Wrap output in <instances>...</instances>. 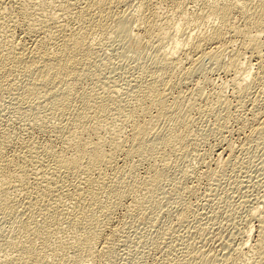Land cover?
Instances as JSON below:
<instances>
[{
	"label": "rangeland",
	"instance_id": "obj_1",
	"mask_svg": "<svg viewBox=\"0 0 264 264\" xmlns=\"http://www.w3.org/2000/svg\"><path fill=\"white\" fill-rule=\"evenodd\" d=\"M14 1V7L18 6L20 2L25 3L28 1V3H25L28 4L26 6L30 8V10L33 7L31 11L28 9L29 12L33 13H30L31 19H34L33 17L42 19L41 15H48V13H51L53 14L52 17L56 18L55 20L58 22L62 24L64 22V24L70 23V25L67 24V27H70L72 24V26H74L77 23L72 15L69 17L67 15L66 17L64 15L62 16L59 6L65 0H31L32 6L30 7V0ZM159 1L160 0H157L158 5H153L152 9V11L155 10L153 25H155L156 28L153 26L154 28L152 27L149 34L146 35L142 33L140 35L138 31L141 26L137 23V18L138 16L140 18L141 16L139 14L142 13L140 6L138 7V3L140 4L139 0H125L115 5L113 19L109 22L112 26L109 25L110 28H108V33L107 31L104 33L96 31L90 35L92 36L90 38L91 48L96 52L93 51L92 64L85 68L77 82L75 81L73 83V80H70V83L68 82L67 85L57 90L53 89L50 95L48 93L45 94V91L42 89H38L35 91L36 94L30 93L27 95L29 97H27L22 91L27 84V79H24L22 76L20 77L21 79L19 76H16V78H14L15 76L10 77V79L8 78L9 80L7 82H9V84L0 87V149L9 158L13 156L12 159H16L18 154L23 155L27 153L26 148L29 143L30 145L34 143L40 148L50 147L56 148V150L68 149L70 144H64V141L62 142V133L60 131L58 132L56 129L60 121H64L62 120V116L68 117L67 119L71 118V116H69L70 114H64L62 109L66 105L70 108L75 107L86 111L87 117L89 118L84 119L87 121L83 123L85 126H83L85 131L82 129L83 133L81 134L83 135L82 137H84L83 139H89V142L91 139L96 138L94 141H97V137L100 136L102 139L99 137L98 140L104 141L106 137V143H109L117 134V139L116 137L114 138L115 142L119 140V142H127L131 132L132 116H135L134 114L136 111V115H141L140 108H144L137 104L138 102L135 101V97H137L138 91L145 90V87H147L148 83L146 84L144 82H146V80L150 82V80H148L150 77L147 78L145 72H149V70L155 71V69H151L150 66L153 68V62L157 59L156 56H158V59L159 56L160 58L164 56L166 60L170 59L174 62L177 70L173 69L174 66L169 65L172 68L170 69L171 72L169 71L171 74L169 73L167 77H163L164 79L167 78L169 84L167 85L163 82V85H161L162 83L160 80L157 84V90L159 95L163 93L162 101L164 100L163 102L166 103L163 104L167 112L169 108L171 111L172 109L175 110V107L185 108L187 112L189 139L186 146L187 149L181 148V151L176 149L178 151L175 153H179L171 155V161L164 166L163 175L156 184L153 198L149 199V197H147L140 210L135 211V209L131 207L130 199H127L122 204L123 206H119L115 209V214H111L112 217L110 216L109 219H107L104 227L101 229V240L99 239V242L96 244V248L98 250L101 249V247L105 245H103V241L107 238L106 252H100V254L102 253L103 255L98 254L99 256L93 260L94 262H89V264H264V251L253 254L251 261H245L241 257V255H245L244 253H248L252 245L254 246L257 234L256 228L258 226V220L253 218L254 216H251V210H254L255 206L260 207L261 202L264 200V132L263 135L260 134V136H258L259 138L257 136L255 137V135L251 136V131L249 130L250 127H252V122L250 121V112L247 109L249 101L247 100L241 103L240 99L232 94L233 87L231 83L233 76L239 77L245 75V72L248 70L250 74L255 73L257 69V60L251 56V52H244L243 54L241 53L242 56L238 59L239 61L237 60L240 65H233L235 62L237 63L236 60L232 64V67L228 65L234 59L232 58L233 55H236L238 53L237 51L242 50V45L255 38L256 39L252 42H258L257 45L261 50H264V32L259 33L251 28L252 30H249L250 33L248 34V39L250 40H248L246 39L247 36H234L233 34L235 33L229 31L227 32L228 35L225 33V39L221 40L222 44L221 41L220 44H215L214 42L208 43L205 38L210 36L211 26L217 25V20L205 9V5L210 3L211 0H190L185 6L183 5V8H180L181 10H179V8H174L168 3H159ZM238 1L240 2L241 0ZM249 1L251 2V0H248L250 5L253 3L255 4V1L258 0H252V3ZM33 4H36L37 8ZM57 6L58 10L55 11ZM11 10L10 8L4 13L8 12L7 15L11 13V18H14V13L16 12ZM52 10L53 13L51 12ZM45 11L50 12L47 13ZM56 12H58V14H56ZM183 14H185V16ZM16 15L14 19H19L17 22L24 24V18L21 17L22 19H20L18 18L19 15ZM199 17L200 19H198ZM240 17V15L237 16L236 27L243 30V22H240L243 21V19ZM117 20H121L123 24L128 22L127 27L130 28V34H123L124 36H122L119 30L118 32L115 31L119 29L117 28L119 27ZM20 24L13 28L12 35L15 37H12L13 41L15 39L13 45L16 44L17 39L24 38L23 29L25 27L23 24L22 26ZM77 24L79 26V23ZM76 26L77 25L74 27ZM78 26L77 28H79ZM140 29H142V27ZM132 33L134 37L136 36L135 38H133ZM136 33H138V35ZM194 35L197 36V40L200 39V49H198L197 52L195 51V53L191 46L194 41V39L191 38L192 36L195 37ZM1 37L2 31H0V40L2 39ZM133 39H138L139 41L137 40V42L139 43H135ZM6 40H9L8 43L12 45L11 39ZM132 40L134 41L133 43ZM177 40L180 42V45L175 49L173 43ZM7 41L3 39L4 43ZM204 41L207 42L203 44ZM6 44L7 43L4 45ZM94 46L96 49L93 48ZM199 50L202 51V54ZM199 52L202 56L198 54ZM213 53L216 56L220 55L222 58L218 56L220 57L218 59L221 60H210L212 59L210 57L214 56L212 55ZM203 54L208 56L206 57ZM198 55L200 57H198ZM166 56H168V58ZM184 56L186 57L184 58ZM193 59L201 60L195 61ZM181 66H184L186 69L191 68L190 71L195 67L190 73V78L188 77L186 80L183 77L182 82L181 76L179 78V75L182 74H180V72L184 71L185 68ZM169 77L172 79L169 80ZM13 79H16L15 81L17 82H14ZM141 80L144 81L142 82ZM178 80L180 81L178 82ZM249 81L251 82V80ZM72 84L75 86V91L73 94H69L68 89L72 88ZM166 85L169 86V88H167ZM162 86H164V89ZM162 90H166L167 93ZM37 91L39 93V99L37 98ZM164 95L166 99H163ZM64 100L66 101L64 102ZM83 100L89 102L90 108H86L82 104ZM192 100L195 101L192 102ZM219 101L225 103L223 104ZM107 104L114 105L110 107L111 109L108 108V111H106L104 115L101 114L94 117L95 115L92 114L94 112L93 107L104 108ZM154 106L149 107V112L147 113H151L152 115H149L152 117L149 116V118L145 116L144 121L143 119L141 120L145 125H149V127L155 129L156 133L153 132V135L150 133V137H147L149 141H147L149 144L156 146L154 148V150H156L152 152L147 150L143 158H141L142 160L137 156L129 159L125 156L124 151H120L119 153L121 154H118L119 156L116 160L117 167H124L123 169H125L126 172H130L131 180L138 183L141 180H148V177L149 179L151 178V166L161 167L158 165H161V162H158L160 159L159 153L160 156L163 153V151H161L163 147L161 144V140L163 139L162 134H164L165 131H169L170 127L173 126V121L169 120L168 117H162L160 120H156V116L153 115L154 113L156 114ZM216 112L221 114L224 121ZM94 113L96 114V111ZM171 113L170 115L172 117ZM225 113L230 118L226 116L228 122L225 121ZM126 116L128 119L130 118V120L126 119ZM216 116L218 118L221 117V120L216 118ZM217 119L226 123H223L226 126H224L225 129L221 128L223 131L219 130L217 132ZM145 120L149 122L147 121L146 124ZM244 121L245 123H243ZM85 123L88 126H86ZM216 123L217 126H215ZM154 129H152V131H154ZM161 130H164V132H161ZM241 130H243L244 133ZM115 131L119 132L116 133ZM215 131L217 133H215ZM247 133H250L249 135L252 137V140L248 139ZM111 134L115 135L112 136ZM87 136H89V138H86ZM256 138L258 139L256 140ZM244 139L247 140L244 141ZM259 139L261 140L259 141ZM243 141L244 143L246 142L245 145L244 143L242 144ZM251 141L254 142L252 143ZM226 142L229 144L231 143V145L226 144ZM69 149L68 151L65 150V152L71 156L72 152L69 154L71 151ZM156 155H158V157H156ZM228 157H230V159ZM21 158L18 160H21ZM43 159L45 160V158ZM33 164H31L32 166L29 165V163L26 164L29 173L31 174L32 172L29 186L34 184L32 178H34V173L37 172L35 170L38 169L36 168L37 164ZM39 171L41 170L39 169ZM107 173L110 174V171ZM15 189L18 188H13L14 191L12 188L9 189L10 191H7L9 192L7 194L10 196L4 193L8 197L7 199L12 202H15V200L20 201L23 198V193L19 191V189ZM0 195V197H2V194ZM5 195H3V197ZM104 197L102 200L104 204H106L108 201L105 202V199H108L107 196ZM3 216H5V214H0V262L6 261L7 258L9 259V257L17 255L16 252L13 253L12 244H8L13 242V240H11L13 238L11 235L14 233L11 232V229L16 225V221L12 217L9 218V215L5 216V218L7 217L6 219L3 218ZM241 252L244 253L241 254ZM254 255L256 257H254ZM237 258L240 260H237Z\"/></svg>",
	"mask_w": 264,
	"mask_h": 264
},
{
	"label": "bare ground",
	"instance_id": "obj_2",
	"mask_svg": "<svg viewBox=\"0 0 264 264\" xmlns=\"http://www.w3.org/2000/svg\"><path fill=\"white\" fill-rule=\"evenodd\" d=\"M123 1L125 0H65L63 1L61 5L59 4L60 6L58 5L59 10L62 12V16L64 15L66 17L67 15L69 17L70 15H72L75 21L79 23V26L77 23L76 24L74 23L79 27L77 28V26L74 27L75 25L72 26L73 24L71 21L70 22L72 24L71 25L72 27L71 26L67 27L68 26L67 24L70 25V23L64 24L65 23L64 22L62 24L58 22L57 20H55L56 18L52 17L53 14L48 13L50 11L48 12L45 11L48 13V15H44L42 13L43 14L41 15L42 19L39 18L37 19V17L36 18L33 17L34 19H31L32 17L30 18V13L31 14L33 13L29 12L30 8L26 6L28 4H25L28 3V1H26L25 3L20 2L18 3V6L14 7L13 6V2L15 3L14 0H0V31H2V37H1L2 39L0 40V87L7 86L9 84V82L7 81L10 79V77L15 76L14 78H16V76H19L20 78L22 76L24 79L25 78L27 79V84L25 83L26 86L25 87L23 86L24 88L22 89L23 93L26 96L29 95L30 93L36 94L35 91L38 89H42L43 91H45V94L48 93L50 95L52 94L53 89L57 90L58 88L67 85L70 80H73L72 81L73 83L75 81L77 82L80 76L83 74L85 68L92 64L91 60L94 55L93 51L95 50H92L91 48L92 46L90 45V38L92 36L90 35L96 31L98 32L100 31V33L101 32L104 33L107 31L108 33V28H110L109 25L112 26V24H109V22L111 21V19H113L114 8L116 7L115 5ZM189 1L190 0H160L159 3L161 2L168 3L171 4V6H173L174 8L177 9L179 8V10H181L180 8H183V5L185 6V4L189 3ZM139 2L140 4L138 3V7L140 6L142 13L139 14L141 17L139 18L138 16L137 23H139L142 29H140L141 28L140 27L139 28L140 30L138 29V31L140 32L139 33L140 35L141 33L143 35H146L149 34L151 28L155 26L153 25V21L155 18V13H154L155 10L152 11V9H153V5L157 4V0H139ZM31 3L32 2L30 0L29 4ZM250 3H252V0ZM253 4L249 5L248 0H243V1L241 0L240 2L238 0H211L210 3L205 5V9L209 11L211 16H213L215 20H217V25L213 27L211 26L210 28L211 33L208 31L210 33V36L206 37L205 40H207L208 43L214 42L215 44L216 43L220 44V41L222 39H225L224 38L225 33L228 35L227 32L229 31L235 33L233 34L234 36L236 35L247 36L246 39H248V34L250 33L249 30H252L251 28L255 29L259 33L264 32V0L255 1L256 4V5L254 4L255 6ZM33 5L36 7V4ZM30 6H32V4L29 5V7ZM58 6L56 7L55 11L58 10L57 9ZM249 6H253V7H249ZM10 8L14 12H16V13L13 12L15 16H17L16 14H18L19 15L18 18L20 19L24 18L25 20L24 24L22 23L25 27L23 29L24 34L22 33L24 35V38L21 39L16 38L17 42L16 44H14L16 46L13 45L15 39L14 41L12 40V37H14L12 33H13V28H15L20 23L17 22L19 19L18 20L14 19L15 18L14 15H13L14 18L13 17L11 18L12 16L11 13H9L8 15H7L8 12L4 13L6 10ZM32 9L33 7L31 8V10ZM51 12L53 13V10ZM56 14H58V12H56ZM183 15L185 16V14ZM239 15L241 16L240 18L243 19V21H240L243 22V27H244L243 30L236 27L237 16ZM198 19H200V17ZM117 21L119 26L117 28L119 29L115 31L118 32L119 30V33H121L120 35L122 36L130 34L129 33L130 28L127 27L128 22L126 24H123L121 20L120 21L117 20ZM22 24L20 25L22 26ZM73 27L74 29L75 28L77 29L74 30ZM136 34L138 35V33ZM140 35H139V39H140ZM194 36L195 37L192 36L191 38L194 39V41L192 40L193 42L191 46L193 47L192 49L193 52L195 53V51L197 52L198 49H200L199 48L200 39L197 40L198 39L197 36L196 35ZM135 37L133 35V38ZM3 39H5V41H7L6 39H11L12 45H10L11 43L10 44L8 43L9 40L5 42L9 45L8 46H6L7 44L4 45L5 43L3 42ZM133 40L132 43L134 41L136 43L138 39H135L134 41ZM252 41L247 43H244L245 39L244 42L241 41L242 43H244L243 45L240 43L242 45L241 47L242 50L237 51L238 53L236 55H233L232 58L234 59L233 60L231 59L232 61L228 65L229 66L231 65L230 67H232V64L235 62V60L237 61L244 52H249V53L251 52V56L256 58L257 60L256 61L257 69L255 73L250 74V71L248 70L249 72L246 71L245 75H241L239 77L233 76V78L231 79V83L233 87L232 94L236 95L235 97H238L241 103H244V101L247 100L249 101L248 103L249 106L247 109L250 112V117H251L250 121L252 122L251 123L252 127H250L249 131H251V136L255 135V137L256 136L258 137L260 136V134L263 135L264 132V50L263 49L261 50V48L257 45L258 42L256 43L254 41L255 42L254 43ZM206 42L204 41L203 44ZM179 45L180 42L178 40L173 43L175 49ZM93 48L96 49L95 46ZM198 54L201 55L202 51L201 54L200 52ZM217 54L220 53L218 52ZM199 55L198 57H200ZM212 55L214 56L211 57L209 56L210 58H212L210 60L217 61L219 60L218 58L221 57L220 55L216 56L214 53ZM156 57L158 59V56ZM166 57L168 58V56ZM185 57L186 56H184V58ZM157 59H155L153 62L154 63L153 68L150 66V68L155 69V71L149 70L148 72L147 69L146 70L147 72H145L147 78L150 77V79H148L150 80V82H147V80L146 82H144L146 84L148 83L147 87H145V90H141L142 92L138 91L139 93L138 94L136 93L137 97H135L136 95L134 96L135 101L138 102L137 104L143 106L144 108H140L141 110L139 109L141 111L140 112L141 115L139 114L136 115L137 112L136 111L134 114L135 116H132L133 118L131 121V132L127 142H123V141L119 142L120 141L119 139H118L119 141L115 142L114 138L116 137L117 134L116 135L111 134L112 136L114 135L115 136L113 139L111 137L112 140H110L109 143H106L107 140L106 137L104 141L98 140L100 137L98 135H97L98 136L97 141H94L96 140V138L91 139V137H90L91 141L89 142H88L89 139H83L84 137H82L83 135H81L83 133L82 131L84 126L83 123L84 121H87L84 119L89 117H87L88 115L85 110L77 109L75 107L70 108L69 106L66 105L62 109L64 111V114L66 113L70 114L69 116H71V118L70 117L69 118L72 120L67 119L68 117L66 118L62 116L63 118L62 120L64 121L62 122L60 121V124L58 125V127L56 126L57 127L56 129L58 130V132L60 131L62 133L61 135L64 138V140L62 138V142L64 141V144L65 143L70 144V146L68 145L70 149L69 147L68 149L71 150L69 154L72 152L71 156H69L68 154H66L67 152H65V150L68 151V149L56 150V148H50V147L40 148L36 146L34 143L31 145L30 143L28 144L26 148L27 153L23 155L18 154L17 155L18 158L15 155L16 159H12L13 156L9 158L0 149V184H1L0 194H2V197H0V214L3 215L5 214V216L9 215V218L12 217L16 221V225L14 226V228L11 229V232L14 233L13 234L14 236L11 235V237H13L11 239L13 240V242L8 244L9 245L12 244L11 247H13L12 248L13 253L14 252L17 253L16 256L9 255L11 257H9V259L7 258L8 260L6 259V261H1L0 264H67V263L89 264V262H94L93 260H95L99 255L102 254V253L100 254V252L102 251L103 253L106 252L105 249H107V238L105 239V241H103V245L104 244L105 245L102 246L101 249L98 250L96 248V244L97 242H99V239L101 240V229L104 227L105 222L107 221V219H109L111 214L114 213L115 209L119 206L120 207L123 206L122 204L127 199H130L131 207L135 209V211H138L140 210L141 206L143 205L147 197H149V199L153 198L156 184L160 181V178L163 175L164 166H166L168 162L171 161V157H172L171 155L179 153V152L175 153L176 151L180 150L181 148L187 149L186 146L189 140L188 127H187V112L185 108L175 107L176 109L175 110L172 109V111L169 108V111L167 112L164 106V104L166 103L163 102L164 100L162 101L163 93H160L159 95L157 90L158 89L157 84L160 82V80L162 83L161 85H163V82L167 85L169 84L167 78L165 79L163 78L164 76L167 77V75L171 72L170 69L172 68L169 65L174 66L173 69L177 70L175 68L176 66L174 62H172V60L170 59L166 60L164 56L163 57L161 56V58L159 56V59L158 60ZM199 60L201 59H196L195 61H199ZM238 61L237 63L235 62L233 65L238 64L239 63ZM181 67L185 68L184 66ZM194 68L192 70H194ZM190 69L191 68L189 69L185 68V70L183 69L184 71L180 72V74L182 73L181 75H179V78L181 76V82L183 77L186 79L189 76H191L190 73L192 72V70L190 71ZM173 74L175 75L174 72ZM170 79L172 78L169 77V80ZM15 80L14 82H17ZM249 80H251V82ZM179 81L180 80H178V82ZM246 83L247 84L250 83V84L247 85ZM71 87L72 88L68 89L69 94H73L75 91V86L73 85ZM162 87L164 89V86ZM167 88H169V86H167ZM166 90L165 91L162 90V91L166 92ZM38 95L39 93L37 94V98L39 99L40 97H38ZM163 99H166L165 95ZM195 100H192V102ZM65 101L66 100H64V102ZM219 102L223 104L225 103L221 101ZM82 104L86 108H90V104L88 101L83 100ZM114 104H107L104 108L93 107L94 112L96 111V114L94 112L91 113L95 115L94 117H96V115L97 116L101 114L104 115V113L108 111L107 109L108 108L111 109L110 107ZM151 106L152 107L154 106V108L156 109V114L155 113L153 114L156 116L157 118L156 120H160L162 117L163 118L168 117L169 120L173 121L172 124L173 126L170 127L169 131H165L166 133L164 132L165 129L163 131L161 130V132H164V134H162L164 140L163 139L161 140V144L163 145L161 151H163V153L161 156L159 153L160 159L158 158L159 159L158 163L161 162V165L160 164L158 165L161 167H155V166L152 167L150 165L151 174H152L151 178L149 179L148 177V180L147 179L141 180L138 183L131 180L130 172L129 171L126 172V170L123 169L124 167L122 166L121 168L117 167L116 160L118 159L117 158L119 156L118 154H121L119 153L120 151H124L125 156L129 159L133 157L135 158V156H137L138 158L140 157L139 158L140 160H142L141 158H143L147 150L149 152L156 150V149L154 150L156 146L149 144L148 142L149 138L147 139L150 133H152L153 135L155 129L149 127V125H145V123L143 122L145 116L152 117L151 113H149L151 115L147 114L149 112V107ZM170 113L172 114V117ZM219 115L221 116V114ZM217 116L216 118H218ZM226 116L228 115L227 114L225 115V121L228 122ZM220 118L218 119L221 120ZM126 119H128V117ZM141 119H143V121ZM128 120H130V118ZM219 120L217 121L218 126L217 123L215 125L218 127V128L216 127L217 132L221 130V128L225 129L226 127L224 125L226 123L223 122L224 119L222 122ZM147 121L145 120L146 124ZM245 121L243 123H245ZM152 129H154V131H152ZM243 130L241 131L244 133ZM217 132L215 131V133ZM249 134L247 133L248 136L247 135L246 136L248 137V139L252 140L251 139L252 137H250ZM207 135L211 136L209 134ZM86 138H89V136H87ZM100 138L102 139V137ZM258 138H256V140ZM261 139H259V141ZM246 140L244 139V141ZM244 141L242 142V144L244 143ZM254 141L251 142L253 143ZM226 144L229 143L226 142ZM229 145H231V143ZM229 149L231 151L230 147ZM156 157H158V155H156ZM20 158L21 160H18ZM43 158H45V160ZM228 158L230 159V157ZM27 163H29V165L33 163L35 165L37 164L36 168H38L35 170L37 172L34 173V178H32L34 180V184L32 186H29V182L31 183L30 180H31L32 172L30 174L29 171L27 170L28 168L26 167ZM39 169L41 171H39ZM109 171L110 174L107 173ZM11 188L12 190L13 188H18L19 191L23 193V198L20 201L15 200V202H12L11 200L7 199L8 197L4 193L6 194L9 193L7 191ZM3 195H5L4 197L6 198H4ZM104 196L105 197L107 196L108 199V200L105 199V202L108 201L106 204H104V201L102 200ZM256 207L257 206H255L254 210H251L252 211L251 216L252 217L254 216L253 218H256L258 220L257 222L258 226L256 228L257 234L254 233L256 234L254 246L252 245V247L249 248L250 250L248 251V253L241 252V254L242 253L245 254L243 256L241 255L242 259L245 261L248 260L251 261V258H253L252 257L253 254L264 251V200L261 202L260 207L259 206L257 208ZM5 216H3V218H5ZM254 257L256 256L254 255ZM238 259L239 258H237V260Z\"/></svg>",
	"mask_w": 264,
	"mask_h": 264
}]
</instances>
